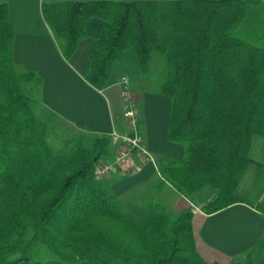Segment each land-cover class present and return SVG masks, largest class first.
<instances>
[{"label":"trees","instance_id":"trees-1","mask_svg":"<svg viewBox=\"0 0 264 264\" xmlns=\"http://www.w3.org/2000/svg\"><path fill=\"white\" fill-rule=\"evenodd\" d=\"M40 13L65 62L86 23L101 22L83 76L97 91L127 50L140 76L161 56L168 141L183 148L181 160L157 164L162 183L188 200L208 192L206 215L240 203L247 169L264 170L252 158L253 139L264 136V0H42ZM14 38L0 0V264H207L189 208L174 216L155 200L137 217L98 176L108 138L90 148L79 140L66 154L49 147L35 110L40 79L14 64ZM254 209L264 217V197ZM41 244L59 259L34 260Z\"/></svg>","mask_w":264,"mask_h":264},{"label":"crops","instance_id":"crops-1","mask_svg":"<svg viewBox=\"0 0 264 264\" xmlns=\"http://www.w3.org/2000/svg\"><path fill=\"white\" fill-rule=\"evenodd\" d=\"M41 2L7 0L9 21L15 32L13 62L18 68L34 72L39 77L38 94L42 108L67 125L78 130V126L86 128L81 130L93 139L108 138L121 118L119 81L122 77L127 78L128 67L136 69L134 54L131 56L125 52L112 68L109 85L103 91L95 90L83 76L88 69L93 37L101 22L92 19L86 23L87 37L81 40L70 61L65 62L41 17ZM145 78L138 74L140 81ZM133 93L153 162L141 164L129 176L106 175L104 178L110 181L113 194L137 217L142 216L145 204L155 200H159L168 213L198 209L192 213V231L196 250L207 264L236 261L264 264V217L254 209L264 197V170L256 166L247 169L236 191L240 203L212 215L204 214L201 208L209 195L200 197V193L192 197L199 204L195 206L191 198L185 199L168 183L163 185L157 172L160 160L178 161L183 157V148L168 141L171 101L144 85ZM161 184L166 190H161Z\"/></svg>","mask_w":264,"mask_h":264},{"label":"rangeland","instance_id":"rangeland-1","mask_svg":"<svg viewBox=\"0 0 264 264\" xmlns=\"http://www.w3.org/2000/svg\"><path fill=\"white\" fill-rule=\"evenodd\" d=\"M126 54H130L133 56L132 50H127ZM127 58V55H126ZM163 71H164V59L161 56L156 55L152 61L151 69L149 74L146 75V78L143 81H140L138 79V73L137 70L134 68H127V71L125 72V75L128 79H130L131 82H129L130 88L132 90H138L141 85H144V87L151 91H157L163 78ZM39 95V94H38ZM36 113L40 116L42 121L46 122L48 124V137L47 142L49 147L55 152H59L61 154L68 153L70 147L74 142L81 141L86 147L90 148L93 143V138L89 137L87 133L81 129H76L70 125H67L63 123L60 119L55 117L54 115H51L44 112L41 106H36ZM121 120V119H120ZM120 120L118 122H120ZM119 123L116 124L115 130L117 133H120L118 129ZM140 131L142 135L144 136V131L141 125ZM110 149V157L108 159V162H112L115 158V146L110 143L109 146ZM252 158L258 162L264 165V136L263 137H255L252 142ZM257 167V166H256ZM119 175L117 172H112ZM163 185L165 183H162ZM160 185L161 190H166V187L163 185ZM209 194L206 192H202L199 196L205 197ZM194 197V196H193ZM190 201L195 205H199L193 198L190 199ZM170 215H178L177 212L172 211L169 213ZM97 221V220H96ZM59 253L66 255L68 257H74V253L69 251H59ZM34 260H40V261H46V260H58L59 255L56 253H53L50 251L49 248H47L45 245H39L37 250L35 251Z\"/></svg>","mask_w":264,"mask_h":264},{"label":"built area","instance_id":"built-area-1","mask_svg":"<svg viewBox=\"0 0 264 264\" xmlns=\"http://www.w3.org/2000/svg\"><path fill=\"white\" fill-rule=\"evenodd\" d=\"M121 86L120 99L122 102L121 120L118 125L120 133L113 130L108 139L115 146V158L112 162H100L98 176L105 177L112 172H117L122 177L133 174L137 168L146 162H153L142 135L141 121L138 116L137 100L130 88L127 78L119 81ZM192 208V207H191ZM199 210L192 208L191 212Z\"/></svg>","mask_w":264,"mask_h":264}]
</instances>
